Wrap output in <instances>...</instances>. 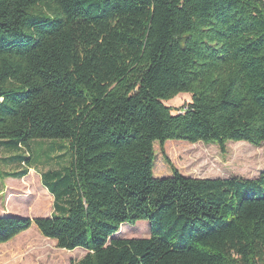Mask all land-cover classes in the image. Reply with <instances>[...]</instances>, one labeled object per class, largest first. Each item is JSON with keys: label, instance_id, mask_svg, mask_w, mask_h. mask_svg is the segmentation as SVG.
<instances>
[{"label": "trees", "instance_id": "obj_1", "mask_svg": "<svg viewBox=\"0 0 264 264\" xmlns=\"http://www.w3.org/2000/svg\"><path fill=\"white\" fill-rule=\"evenodd\" d=\"M34 141L70 161L40 174L51 214L0 216V244L34 225L75 264H264V169L153 175L155 143L264 153V0H0V147L23 165L0 179ZM139 221L148 238H112Z\"/></svg>", "mask_w": 264, "mask_h": 264}, {"label": "rangeland", "instance_id": "obj_2", "mask_svg": "<svg viewBox=\"0 0 264 264\" xmlns=\"http://www.w3.org/2000/svg\"><path fill=\"white\" fill-rule=\"evenodd\" d=\"M190 102V95L181 93L164 104L173 114H177ZM31 149L32 153H23L31 158V168L24 178L0 179L1 217L44 218L52 212L53 198L42 186L40 174L68 165V143L34 141L31 143ZM14 154L17 153L6 152L0 147L2 172L12 173L23 168V165L10 160ZM154 154L153 175L156 178L171 176L166 158L181 175L192 178L256 179L264 169L262 148L244 142L226 143L222 152L215 144L167 141L162 147L155 143ZM121 226L122 232L118 231L112 238L142 239L150 236L146 221ZM86 254L85 250L79 248L72 251L58 249L55 242L42 237L34 225L12 240L0 244V264H75Z\"/></svg>", "mask_w": 264, "mask_h": 264}]
</instances>
